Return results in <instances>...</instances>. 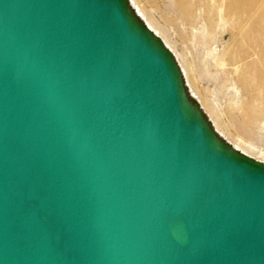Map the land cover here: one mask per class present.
Returning <instances> with one entry per match:
<instances>
[{
	"label": "water",
	"instance_id": "water-1",
	"mask_svg": "<svg viewBox=\"0 0 264 264\" xmlns=\"http://www.w3.org/2000/svg\"><path fill=\"white\" fill-rule=\"evenodd\" d=\"M0 264H264V164L125 0H0Z\"/></svg>",
	"mask_w": 264,
	"mask_h": 264
},
{
	"label": "rangeland",
	"instance_id": "rangeland-1",
	"mask_svg": "<svg viewBox=\"0 0 264 264\" xmlns=\"http://www.w3.org/2000/svg\"><path fill=\"white\" fill-rule=\"evenodd\" d=\"M138 2L191 69L218 127L229 138L255 144L264 162V0L253 4L257 13L249 0ZM221 55L225 67L214 60Z\"/></svg>",
	"mask_w": 264,
	"mask_h": 264
},
{
	"label": "bare ground",
	"instance_id": "bare-ground-1",
	"mask_svg": "<svg viewBox=\"0 0 264 264\" xmlns=\"http://www.w3.org/2000/svg\"><path fill=\"white\" fill-rule=\"evenodd\" d=\"M224 1L225 0H223V2ZM256 1L255 0H249V2H250L249 6L252 7L251 10L255 13H257V9L253 7L254 6L253 4ZM125 2L127 4V7L129 8L131 14L133 15V17L141 25H143L148 31H150L151 34L171 54L172 58L174 59L176 65L179 69V72L181 74L187 98L192 103V105L195 106L201 112V114L205 118V120H206L208 126L210 127L211 131L213 132V134L222 143H224L231 150H233L235 153H237L241 156L247 157L249 159H252L256 162H260V163L264 164V162H261L260 160L257 159V156L259 154V152H258L259 149L257 148V146L255 144L247 143L244 141L239 142L235 138H229L226 135V133L218 127L219 125H217L215 118H214L213 114L211 113L212 110L211 111L209 110L210 106H209V108H207L202 97L199 95L198 91L195 88L194 81H193L191 74H190L191 69L185 65L182 56L177 53L175 46H173L170 43V41H168V39L166 37L161 36V31H160L161 28L159 26H157V24L151 18H149L146 11L143 9V7H141L140 2H138V0H125ZM237 9H239V8H237ZM221 11H222L221 18L224 19L223 8H221ZM214 60L221 67H223V66L225 67V65H226L225 63H227V62H225L226 60L224 59V57L222 55L221 56H215ZM236 69H237V67H236ZM238 69H239V67H238ZM242 77L244 79L245 75L243 74ZM219 124H221V122ZM248 129H249V126L246 127V130H248Z\"/></svg>",
	"mask_w": 264,
	"mask_h": 264
}]
</instances>
